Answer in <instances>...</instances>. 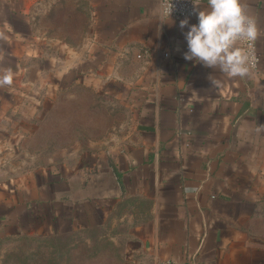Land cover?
<instances>
[{
  "label": "crops",
  "instance_id": "obj_1",
  "mask_svg": "<svg viewBox=\"0 0 264 264\" xmlns=\"http://www.w3.org/2000/svg\"><path fill=\"white\" fill-rule=\"evenodd\" d=\"M244 2L261 30L259 64L250 77L229 79L184 59L188 28L163 17L160 0H0L8 37L0 67L15 73L0 88V123L19 110L21 95L68 72L115 101L126 127L110 154H83L69 175L48 166L34 189L0 193V239L16 232L23 213L35 219L34 203L75 221L93 246L91 264H264L248 232L264 203V0ZM188 20L198 23L196 13ZM117 207L129 217L106 236L104 212ZM84 211L92 214L86 227ZM106 238L115 247L104 262L98 246Z\"/></svg>",
  "mask_w": 264,
  "mask_h": 264
},
{
  "label": "rangeland",
  "instance_id": "obj_2",
  "mask_svg": "<svg viewBox=\"0 0 264 264\" xmlns=\"http://www.w3.org/2000/svg\"><path fill=\"white\" fill-rule=\"evenodd\" d=\"M55 74L45 84L42 80L40 88L21 95L18 111L3 114L0 193H5L9 186L34 189L39 171L48 166L69 175L76 171L83 154L106 156L120 147L126 127L116 102L76 83L68 72L62 79L59 72ZM32 207L35 219L28 221L27 213H23L16 232L0 239V264H91L93 246L85 241L84 233L77 232L75 221H60L59 216L51 217L45 208L34 203ZM126 214L128 211L119 207L104 212L102 233L107 236L118 230L129 217ZM89 215V211L79 213L85 227ZM248 232L252 243L264 248V203ZM60 233L64 236L52 239ZM116 241L121 248L127 246L124 239ZM110 243L106 238L98 246L105 250L104 262L107 249L115 247Z\"/></svg>",
  "mask_w": 264,
  "mask_h": 264
},
{
  "label": "clouds",
  "instance_id": "obj_3",
  "mask_svg": "<svg viewBox=\"0 0 264 264\" xmlns=\"http://www.w3.org/2000/svg\"><path fill=\"white\" fill-rule=\"evenodd\" d=\"M193 5L198 23L189 25L188 18H185L179 24L181 29L188 28L184 33L188 49L184 59L218 69L229 79L250 77L249 52L241 45L255 41L261 30L256 18L247 11L244 0H207V7L203 9L200 8L201 0H193ZM166 11L170 18L171 0H168ZM7 39V35L0 31V40ZM14 75L11 67H0V88L11 86ZM210 79L216 87L222 84L215 76ZM257 132H264V125L257 126Z\"/></svg>",
  "mask_w": 264,
  "mask_h": 264
},
{
  "label": "built area",
  "instance_id": "obj_4",
  "mask_svg": "<svg viewBox=\"0 0 264 264\" xmlns=\"http://www.w3.org/2000/svg\"><path fill=\"white\" fill-rule=\"evenodd\" d=\"M168 0H160V9L163 17L169 18L167 15ZM172 13L170 19L181 21L185 18H193L194 5L193 0H171ZM249 52L251 73L257 72L259 64V55L256 49V40L253 42H244L242 45ZM162 264H173V262L165 261Z\"/></svg>",
  "mask_w": 264,
  "mask_h": 264
},
{
  "label": "water",
  "instance_id": "obj_5",
  "mask_svg": "<svg viewBox=\"0 0 264 264\" xmlns=\"http://www.w3.org/2000/svg\"><path fill=\"white\" fill-rule=\"evenodd\" d=\"M103 178L107 181L110 191H112L115 188L117 189L118 185L112 173H109L108 175H104Z\"/></svg>",
  "mask_w": 264,
  "mask_h": 264
},
{
  "label": "trees",
  "instance_id": "obj_6",
  "mask_svg": "<svg viewBox=\"0 0 264 264\" xmlns=\"http://www.w3.org/2000/svg\"><path fill=\"white\" fill-rule=\"evenodd\" d=\"M62 236H64V234H61L60 236H53L52 239H54V238H58V237L61 238ZM54 264H55V263H54Z\"/></svg>",
  "mask_w": 264,
  "mask_h": 264
}]
</instances>
